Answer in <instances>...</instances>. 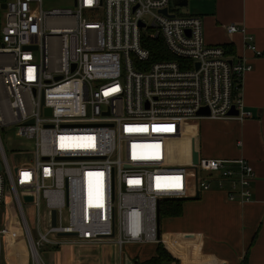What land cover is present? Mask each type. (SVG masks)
Returning a JSON list of instances; mask_svg holds the SVG:
<instances>
[{
	"label": "built area",
	"instance_id": "1",
	"mask_svg": "<svg viewBox=\"0 0 264 264\" xmlns=\"http://www.w3.org/2000/svg\"><path fill=\"white\" fill-rule=\"evenodd\" d=\"M73 1L47 11L44 0H0V264L10 233L27 238L32 264H46L40 249L68 237L120 248L160 243L165 198L216 185L230 201H253L248 160L234 167L199 154L194 165L192 153L175 164L172 154L181 125L195 140L190 120L251 116L242 80L253 65L207 43L202 17L180 13L172 0ZM149 39H161L169 58L153 61ZM246 39L255 49L253 35ZM203 108L208 116L199 115ZM8 128L34 144L32 159L14 168L1 135ZM7 188L22 219L13 230Z\"/></svg>",
	"mask_w": 264,
	"mask_h": 264
},
{
	"label": "crops",
	"instance_id": "2",
	"mask_svg": "<svg viewBox=\"0 0 264 264\" xmlns=\"http://www.w3.org/2000/svg\"><path fill=\"white\" fill-rule=\"evenodd\" d=\"M174 6L182 14L202 17L207 43L224 45L235 59L253 65L242 80L245 110L251 116L204 117L193 134L203 158L222 159L234 167L244 158L254 167L256 178L251 202L230 201L214 185L199 199L182 201L180 216L161 217V242L175 258L168 264H264V0H188L187 6ZM230 24L243 30L229 33ZM248 35H253L255 49L248 47ZM179 128L183 130L177 142L187 161L193 135L185 126ZM44 253L46 264H140L156 255L157 244L120 248L114 241L71 238Z\"/></svg>",
	"mask_w": 264,
	"mask_h": 264
},
{
	"label": "rangeland",
	"instance_id": "3",
	"mask_svg": "<svg viewBox=\"0 0 264 264\" xmlns=\"http://www.w3.org/2000/svg\"><path fill=\"white\" fill-rule=\"evenodd\" d=\"M43 8L45 10H52L54 8L65 9V8H74L73 0H44ZM1 34V31H0ZM6 59L4 56L0 55V62H5ZM8 61L11 62V59L8 58ZM0 97L6 98L5 86L0 84ZM188 122H193L198 124L200 119H193ZM195 127V126H194ZM196 130V128H195ZM194 132V131H193ZM192 134V133H191ZM2 139L4 141L5 149L7 152V156L11 166L14 168L17 165H21L25 160L32 159V149L34 144L32 141L19 136L16 131H9V128L6 130L1 129ZM194 138L189 139L190 142V154L193 153V145ZM178 143V142H177ZM174 143V148L172 147V154H174L175 164L186 163L185 157L180 153L181 145ZM176 146V147H175ZM180 147V148H179ZM200 157H202L200 155ZM163 201H173V200H162ZM15 198L12 191L7 188L6 189V204L5 208L7 212V229L13 230L18 225H22V219L20 217L19 212L16 210V206H14ZM24 207L26 210V214L28 216V220L30 225L33 226V210L32 207L24 203ZM161 207V203H160ZM34 234L35 231L33 230ZM61 238H66V236H62ZM72 237L66 238V240L71 239ZM49 247V246H48ZM47 247V248H48ZM55 248V247H49ZM46 249V248H45ZM45 249H40L41 258L45 262ZM32 264V258L30 256L29 247L27 238L23 236H14V234L10 233L7 238H3V263L8 264Z\"/></svg>",
	"mask_w": 264,
	"mask_h": 264
},
{
	"label": "trees",
	"instance_id": "4",
	"mask_svg": "<svg viewBox=\"0 0 264 264\" xmlns=\"http://www.w3.org/2000/svg\"><path fill=\"white\" fill-rule=\"evenodd\" d=\"M145 46L150 50L152 60L157 61L164 58H169L164 43L161 39H149ZM228 46V45H227ZM226 51L229 53V49ZM161 217H176L182 214V201H163L161 202ZM175 258L171 253L165 248L162 242L157 244V253L152 258L140 263V264H168L174 261Z\"/></svg>",
	"mask_w": 264,
	"mask_h": 264
},
{
	"label": "water",
	"instance_id": "5",
	"mask_svg": "<svg viewBox=\"0 0 264 264\" xmlns=\"http://www.w3.org/2000/svg\"><path fill=\"white\" fill-rule=\"evenodd\" d=\"M187 4H188V0H174V5L179 6V7L187 6ZM3 7H5V5ZM163 12L166 13V10H164ZM32 49H36V46H33ZM47 113H49V114L51 113L50 108L47 109ZM198 113H199V115H203V116H208L210 114L208 109H206V108L201 109ZM230 114L233 116H237L238 111L233 110V111H231ZM198 162H199V152L195 149V146L193 145V164L197 165ZM0 169H2L1 163H0ZM199 198H200V192L198 191L196 193V195H194V196H188V197H183V198H165V200L185 201V200H197ZM24 200L25 201H32L33 197L27 195V196H24ZM160 210H161V208H160V202H159V204H158V226H159L158 231H159V235H160V218H161ZM51 214H52V224L55 225V223H56V212L52 211Z\"/></svg>",
	"mask_w": 264,
	"mask_h": 264
}]
</instances>
